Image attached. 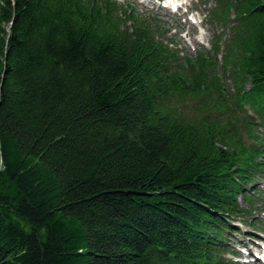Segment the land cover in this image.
<instances>
[{
    "label": "trees",
    "instance_id": "16d2710c",
    "mask_svg": "<svg viewBox=\"0 0 264 264\" xmlns=\"http://www.w3.org/2000/svg\"><path fill=\"white\" fill-rule=\"evenodd\" d=\"M218 2L222 66L113 0H0V264H225L264 173V0Z\"/></svg>",
    "mask_w": 264,
    "mask_h": 264
},
{
    "label": "rangeland",
    "instance_id": "374dc122",
    "mask_svg": "<svg viewBox=\"0 0 264 264\" xmlns=\"http://www.w3.org/2000/svg\"><path fill=\"white\" fill-rule=\"evenodd\" d=\"M121 2H125L129 5H132L134 7V9L136 10V12H140L141 14H143L145 17L147 16H151L152 18L158 19L160 20L162 29H169L170 27L176 26H183V25H187V29L189 31H192L194 35H191L193 38H189L188 35H186V38H184L182 41L180 40V38H178V40L180 41L178 47H183L184 44L185 46H189V48L192 49V47H196L198 45V40H196L194 37H198L199 33L194 31V30H190L189 27H192V25L188 22L185 21V19H183V17L180 16V14H172L169 11H166L164 9L159 8V5L156 4V0H120ZM206 0H204L205 2ZM207 3H210L208 8H210L212 6V2L210 0L206 1ZM194 7H196V5L193 3ZM201 9L203 10V6H201ZM139 13V14H140ZM189 25V26H188ZM196 30V29H195ZM165 37H171V34H167ZM182 42V43H181ZM192 54V53H190ZM194 55V54H193ZM195 56V55H194ZM221 77L223 79L224 82H226L227 84V90L234 92L235 91V84L234 81H232V77L228 74H226L225 76L221 74ZM249 87V85H248ZM244 204V203H243ZM253 218H256L258 220H264V215L263 212L261 213L260 210H257L254 212V215H252ZM250 230V229H249Z\"/></svg>",
    "mask_w": 264,
    "mask_h": 264
}]
</instances>
